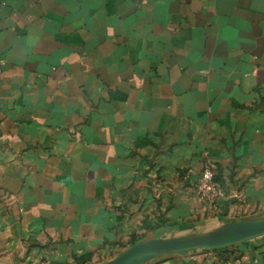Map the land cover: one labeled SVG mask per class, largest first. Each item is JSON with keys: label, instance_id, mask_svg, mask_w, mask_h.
<instances>
[{"label": "crops", "instance_id": "crops-1", "mask_svg": "<svg viewBox=\"0 0 264 264\" xmlns=\"http://www.w3.org/2000/svg\"><path fill=\"white\" fill-rule=\"evenodd\" d=\"M0 55L2 264L264 217V0H0ZM263 263L257 237L145 264Z\"/></svg>", "mask_w": 264, "mask_h": 264}, {"label": "water", "instance_id": "water-1", "mask_svg": "<svg viewBox=\"0 0 264 264\" xmlns=\"http://www.w3.org/2000/svg\"><path fill=\"white\" fill-rule=\"evenodd\" d=\"M257 237H264V217L230 220L207 230H191L145 239L100 264H145L164 255L198 249L218 250Z\"/></svg>", "mask_w": 264, "mask_h": 264}, {"label": "built area", "instance_id": "built-area-1", "mask_svg": "<svg viewBox=\"0 0 264 264\" xmlns=\"http://www.w3.org/2000/svg\"><path fill=\"white\" fill-rule=\"evenodd\" d=\"M4 63L5 60L0 55V72ZM193 193L199 201L210 207L215 206L217 201L224 194L221 187L214 179V165L207 155H204L201 171L195 182Z\"/></svg>", "mask_w": 264, "mask_h": 264}, {"label": "trees", "instance_id": "trees-1", "mask_svg": "<svg viewBox=\"0 0 264 264\" xmlns=\"http://www.w3.org/2000/svg\"><path fill=\"white\" fill-rule=\"evenodd\" d=\"M214 179H215V176H214ZM132 244H133V243H132ZM75 261H76L77 264H82L80 258H75Z\"/></svg>", "mask_w": 264, "mask_h": 264}]
</instances>
